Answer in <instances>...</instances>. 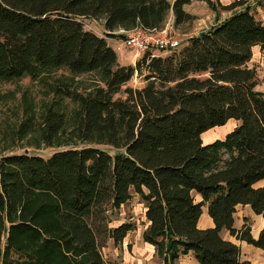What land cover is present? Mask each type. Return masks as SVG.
<instances>
[{
    "label": "trees",
    "instance_id": "obj_1",
    "mask_svg": "<svg viewBox=\"0 0 264 264\" xmlns=\"http://www.w3.org/2000/svg\"><path fill=\"white\" fill-rule=\"evenodd\" d=\"M189 2L0 0V80L45 67L99 72L103 85L70 96L80 103L79 137L109 146L0 156V264H129L106 263L99 247L134 228L109 226L107 215L131 190L145 202L142 240L163 264L189 252L199 264H256L221 231L264 252V226L253 238L234 223L236 205L264 220V92L246 66L252 46L264 47V24L244 7L179 51L146 50L121 64L105 37L124 35L100 36L80 20L103 18L107 31L159 30L170 12L174 26L188 20ZM135 73L143 86L125 85ZM53 116L48 136L61 126ZM228 119L237 122L222 139L202 143L204 131ZM204 204L213 226L201 229Z\"/></svg>",
    "mask_w": 264,
    "mask_h": 264
},
{
    "label": "rangeland",
    "instance_id": "obj_2",
    "mask_svg": "<svg viewBox=\"0 0 264 264\" xmlns=\"http://www.w3.org/2000/svg\"><path fill=\"white\" fill-rule=\"evenodd\" d=\"M244 7L264 23V0H190L183 8L191 17L174 26L170 12L164 28L180 41L181 47L177 48L179 51L192 37L198 36L224 17ZM80 20L85 29L94 30L103 36L108 33L104 28L103 18L81 17ZM108 43L115 50L121 64L133 62L136 54L134 49L119 45L115 40H108ZM117 46L119 49H116ZM151 52L163 56L173 53L159 49H152ZM246 66L253 70L254 89L264 92V47H252V55ZM143 84V76L135 73L125 85L141 87ZM101 85L103 77L99 72L76 74L64 66L45 67L20 78L0 80V156L23 152L48 156L56 150L83 146L108 149L109 146L105 144L88 142L79 137L80 103L70 96H84ZM115 96L124 95L118 93ZM51 113L54 118L59 119L61 126L55 135L48 136L47 118ZM236 122L228 119L224 125L204 131L200 135L202 143L222 139ZM131 194L130 199L118 209H108L107 215L109 226L131 222L134 228L128 231L121 243L115 244L112 239H104L99 247L101 256L106 263L163 264L155 247L142 240V231L147 227L145 202L132 190ZM237 214L240 222L249 226L251 237L255 238L260 226L256 225L257 222L251 218V214H245L244 209L238 210ZM4 234L0 233V249L4 244ZM226 235L224 230L221 231L222 237ZM240 241L242 244L239 245V258L263 264L264 252L243 240Z\"/></svg>",
    "mask_w": 264,
    "mask_h": 264
},
{
    "label": "built area",
    "instance_id": "obj_3",
    "mask_svg": "<svg viewBox=\"0 0 264 264\" xmlns=\"http://www.w3.org/2000/svg\"><path fill=\"white\" fill-rule=\"evenodd\" d=\"M108 33L123 34L122 38L117 37L116 39L123 46L134 49L136 55L152 49L171 52L181 46L180 41L171 35L166 28L149 30L137 26L131 29L118 28L108 31Z\"/></svg>",
    "mask_w": 264,
    "mask_h": 264
},
{
    "label": "crops",
    "instance_id": "obj_4",
    "mask_svg": "<svg viewBox=\"0 0 264 264\" xmlns=\"http://www.w3.org/2000/svg\"><path fill=\"white\" fill-rule=\"evenodd\" d=\"M92 31H94V30H92ZM94 32L97 33L96 31H94ZM97 34L100 35V36H103L102 34H99V33H97ZM105 38H106L107 42H108V40H115V41L118 42V40L116 38H111V37H105ZM119 45H121V44H119ZM117 47H119V46H117ZM117 47H116V49H117ZM139 55H140V53L137 54V55L134 54V56H133L134 57L133 62L132 63H129V64H133L135 62V60L139 57ZM262 183H263L262 181H259L256 184L257 185H260ZM194 196H195V198L197 200H200L201 199V197H200L199 194L194 193ZM241 209H244L245 214H251V218H253V220H255L257 222L256 225L258 224V226H260L259 229H261V227L264 226V220L262 219V217L259 214L252 213L246 205H243V206L242 205H236L235 206L234 223H235L236 226H239L241 224L240 220L238 219L239 215L237 214V211L238 210H241ZM147 225H148V221H147ZM197 226L199 228H201V229H204V228H208V227H212L213 226V221H212L211 217H209V215L207 214V204H204L202 206V213H201V215H200V217L198 219ZM256 235H257V232H256ZM256 235H255V237H256ZM224 238H226V239H228L230 241H233L237 245H240L241 246V244H242L241 243L242 241L235 240V239H233V237L229 236L228 234ZM148 245L152 246L151 244H148ZM251 263H252V261H251ZM174 264H199V263L194 259L192 253L189 252V253H187L185 255H180V257L177 260L174 261ZM263 264H264V261H263Z\"/></svg>",
    "mask_w": 264,
    "mask_h": 264
}]
</instances>
